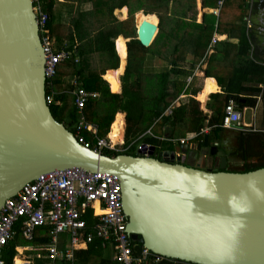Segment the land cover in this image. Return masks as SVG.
Returning <instances> with one entry per match:
<instances>
[{
    "label": "water",
    "instance_id": "water-1",
    "mask_svg": "<svg viewBox=\"0 0 264 264\" xmlns=\"http://www.w3.org/2000/svg\"><path fill=\"white\" fill-rule=\"evenodd\" d=\"M33 1L0 0V209L45 173H105L120 185L127 234L151 254L188 264H264V167L229 172L222 157L213 172L175 163L174 153L155 158L154 146L109 157L79 144L46 103ZM135 23L136 39L148 47L158 19Z\"/></svg>",
    "mask_w": 264,
    "mask_h": 264
},
{
    "label": "trees",
    "instance_id": "trees-1",
    "mask_svg": "<svg viewBox=\"0 0 264 264\" xmlns=\"http://www.w3.org/2000/svg\"><path fill=\"white\" fill-rule=\"evenodd\" d=\"M219 1L201 0L202 9L218 10V13H204L200 23L196 21V0L34 1L33 5H38L41 12L47 16L46 29L54 39L55 51L64 50L70 54L68 60L57 66L56 75L49 79L48 85L51 84V88L46 81V95L53 97V103L50 105L52 116L70 130L79 121L74 97L56 88L65 82V78L74 77L78 88L98 95L88 99L81 110L86 122L97 126L96 137H107L114 116L124 113V145L137 140V145L130 149L102 150L101 154L109 157L120 154L136 156L138 145L141 143L157 148L160 156L163 149L173 151L172 141L188 134L197 135L193 142H197L200 148L209 147L223 130L221 123L228 102H235L239 109L248 103H254L253 99L241 98L239 95L257 93L256 88L245 87L243 84L263 82L264 75V68L259 62L261 58L247 57L249 52L257 50L254 44L250 43L253 30L258 24L252 21V25L247 28L244 18L248 15L249 6L246 0H227L220 7ZM60 6L62 8L59 9ZM124 7L127 9V17L118 20L114 12ZM250 13H264V0H254ZM61 15L67 20L63 27L56 24V19ZM135 17L137 25L150 18H154L156 22L158 19V32L148 47L142 46L136 39ZM214 32L226 35L227 42L217 43L214 52L207 59L204 70V75L214 78L221 87V93L209 96L206 104V109L210 112L208 115L203 113L198 105V102H202L204 90L197 93L198 91H193L190 85L186 87V78L191 76L195 65L204 58ZM119 36L129 39V42L127 64L121 77V92L116 94L110 92L108 84L111 89L117 90L120 72H110L106 78L104 76V80L102 76L107 70L118 68L113 41ZM235 39L237 42H233ZM171 42L175 44L170 54V68L159 73L148 72L144 68L147 61L145 58L150 54L161 56ZM118 43V48L121 49L123 41L119 40ZM187 57L191 59H186ZM208 83L211 93L216 92L214 81L209 79ZM72 88V85H67V89ZM67 95L72 98L70 105ZM180 95H185L187 100L181 101L178 107L173 108L170 115H165L171 102ZM240 101L244 103L239 106ZM63 115H66V121L62 118ZM205 127L212 128L210 134L199 136ZM148 131L150 133H147ZM82 135L86 141L95 142L90 133L82 131ZM242 155L245 158L250 156L246 153ZM261 161L256 165L244 164L240 172L264 167V158H261ZM83 217L87 230L92 231L91 211L88 210ZM47 231L45 228V232ZM102 243V239L94 237L85 251L75 253V264H118L106 258ZM142 249L141 242H132L134 255H139ZM13 256V247L11 244L7 245L1 255L2 260L5 264H11ZM144 264L188 263L166 258L155 262L150 258Z\"/></svg>",
    "mask_w": 264,
    "mask_h": 264
},
{
    "label": "built area",
    "instance_id": "built-area-1",
    "mask_svg": "<svg viewBox=\"0 0 264 264\" xmlns=\"http://www.w3.org/2000/svg\"><path fill=\"white\" fill-rule=\"evenodd\" d=\"M227 0H220L219 7ZM249 9H252L254 0H246ZM39 23L41 44L44 51V75L48 81L57 73V66L68 60L70 54L64 50L56 52L49 30L46 29L47 16L38 5L34 6ZM217 12V10H215ZM247 28L251 26L248 17H245ZM218 38L212 39V44ZM74 104L79 113V121L75 124V139L85 148L100 152L114 151L115 147L106 138H97V126L88 124L81 112L90 98H96L97 93L87 92L83 88H76L72 92ZM46 103L50 106L53 97L46 95ZM174 103L170 105L165 115L171 113ZM242 113L233 101L225 106L221 126L227 129L244 131L249 129L241 124ZM82 131L90 133L95 142L84 139ZM147 133H150L149 131ZM185 140H180L183 145ZM145 150L143 145L137 150ZM95 206L101 214L96 213ZM88 210L92 215V232L87 233V224L83 217ZM20 226L24 239L32 240L34 232L42 226L50 227V234L55 241L58 234L67 232L71 238V247L91 243L94 237L100 238L103 245L109 244L114 251L113 260L118 264H144L152 258L155 262L162 261V257L151 254L142 249L139 255L132 252V241L126 232L127 218L122 212L120 185L117 179L105 173H89L81 169L72 168L65 171H52L40 175L29 182L11 198H8L0 209V264L2 252L15 234L14 227ZM51 257H65L72 259L70 252L62 254L53 243L49 248Z\"/></svg>",
    "mask_w": 264,
    "mask_h": 264
},
{
    "label": "crops",
    "instance_id": "crops-1",
    "mask_svg": "<svg viewBox=\"0 0 264 264\" xmlns=\"http://www.w3.org/2000/svg\"><path fill=\"white\" fill-rule=\"evenodd\" d=\"M58 1H62V0H58ZM200 2L201 0H196L197 11H198L197 20H196L197 23L201 22L202 15L204 13H214V14L218 13V10L216 12L215 10H211V9H202ZM122 9L117 10V12L121 11ZM125 10H126V13H125V18H126L127 9L125 8ZM254 15L256 14L250 13V9H249L247 17L249 18L251 25H252V21L255 23L257 22L258 24L253 30V37L250 43V44H254V47H256L257 50L251 53L249 52L247 57L249 58H252V56L260 57L261 59H259V62H261V67L264 68V13H260V14L258 13L259 17L258 15L256 16ZM135 27H136V23H135ZM213 38H218V40L214 44H212L211 42ZM119 40L123 41V46L121 49L118 48ZM222 41L227 42V36L220 35L217 32H214L211 37V40L208 45L204 58L201 59L195 65L191 76L186 78V87L190 85L189 87L193 91H198L197 93H199L202 89L204 90V94L202 96V102L201 104H199L198 102V105H199L200 110L203 113H207L208 115H210V112L206 109V104L209 101V96L214 93H221V87L218 86L214 78L206 77L204 75V70L206 69V66H207V59H209L210 55L214 52L215 46L217 45L218 42H222ZM128 42H129V39H125L122 36H119L113 41L115 53L118 57V68L116 70H107L105 74L102 76V79L104 80V76L106 78L108 73L120 72L118 76L119 85H118L117 90L111 89V86H109L108 82L106 81L111 93L120 94L121 92V77L124 73V70L127 64V55H128L127 43ZM233 42H237V40L235 39ZM174 44L175 42H171L167 46L165 51L159 57L151 55V54L148 55L145 58L147 59V61L144 64V68L148 72H151V73H159L163 70L169 69L170 68L169 59H170V54L172 52ZM186 59H191V58L187 57ZM209 79H212L214 81L216 92L211 93L208 87ZM64 81L65 82L61 86L56 87V88L62 93H66V94L70 93V95H72V92L78 86L76 78L73 77L69 79L68 83H66L67 82L66 78L64 79ZM69 84L73 86L71 90L67 89V85ZM243 85L245 87L256 88L257 90L256 91L257 93L249 92V93L239 95L241 98H250L254 100V103H248L247 106L240 107L241 109L238 108L239 111L242 113V120L240 122V125L241 124L246 125V127H248L249 129L240 131V130L223 128V130L219 134V137L216 136L217 139L213 140L209 147H201V148L197 142L196 143L193 142V140H195L197 135L188 134L184 138H180L178 140L172 141V145L174 147L173 151H170L169 149H163L159 156V152L157 148H155L154 157L156 158L159 156L158 158H162V154L164 152L174 153L175 163L177 162V163H180L188 167L198 168L201 170H210L213 172L221 171L220 159L222 157L226 158V165H225L224 170L229 171V172H240L244 164L245 165L246 164L256 165V164L261 163L263 161V160L261 161V158H264V75H263V82L256 83V84L255 83H244ZM48 86L49 88H51V84H49ZM56 88H55V91H56ZM186 100L187 98L185 95H180L177 99L171 102L170 105L174 103L172 110L173 108L178 107L181 101H186ZM242 103L244 102L240 101L239 106ZM57 104H59V102ZM248 112H250L251 114L247 116L246 113ZM117 114L123 115L124 113H117ZM115 116H114V119H115ZM123 121H124V127H123L122 138L118 142H116L115 144L112 143V141L108 137L109 133L107 134V137H106L107 141H109L112 145H114L115 147L114 151L127 150L137 145V140H132L128 145H124V142H125L124 135H125V129H126L125 114L123 115ZM111 125H110V129H111ZM74 128H72L73 131H74ZM211 129L212 128L205 127L200 132L199 136L210 134ZM180 140H185V143L181 145ZM141 145L143 144L139 143L138 147ZM148 146H151V145H148ZM183 149H186L185 153L183 152ZM211 151H214L215 153L211 154ZM245 153L246 155H250V156L248 158H245V156L242 155ZM234 158L239 160V162L241 163V167H231L232 159ZM251 159H257V160L251 162L250 161ZM45 228L48 229L47 232H45ZM49 229H50L49 226L39 227L35 230L33 239L26 240L23 238L21 234L20 226L16 225L14 227L15 234L13 236V239L8 243V246L11 244V247H13L14 252H15V256H13L11 264H16L15 261L17 259L21 262V264H75L76 262L75 253L81 250L85 251L88 247V244L85 246L79 245L78 248L72 249L71 238L67 232L58 234L55 238V241H53ZM86 232L91 233L92 231L86 230ZM63 235L67 236V238L66 239L63 238ZM53 243H55L57 250L61 252L62 254H64L65 252H70L72 254V259L69 260L65 257H61V258L51 257L49 253V248ZM102 247L104 248V252H105V249L106 250L108 249V247L112 249V247L109 244L103 245L102 243ZM5 248L3 252H5ZM18 256L22 258H18ZM113 258H114V251H113L112 258H109V259L114 261Z\"/></svg>",
    "mask_w": 264,
    "mask_h": 264
},
{
    "label": "bare ground",
    "instance_id": "bare-ground-1",
    "mask_svg": "<svg viewBox=\"0 0 264 264\" xmlns=\"http://www.w3.org/2000/svg\"><path fill=\"white\" fill-rule=\"evenodd\" d=\"M118 13L121 15L122 19L125 18V13H126L125 8L122 9L121 11H119ZM147 21H149L151 23H156V20L154 18H150ZM204 99H205V97H204ZM123 115L122 114H117L115 116V119H114V121H113V123L111 125L110 133L108 134L109 139L114 144L116 142H118L122 138L123 127H124ZM95 209H96V213L98 215L101 214L100 211L98 210L97 206H95ZM15 263L16 264H21V262L18 259L15 261Z\"/></svg>",
    "mask_w": 264,
    "mask_h": 264
},
{
    "label": "rangeland",
    "instance_id": "rangeland-1",
    "mask_svg": "<svg viewBox=\"0 0 264 264\" xmlns=\"http://www.w3.org/2000/svg\"><path fill=\"white\" fill-rule=\"evenodd\" d=\"M34 1H36V0H34ZM34 1H33V2H34ZM60 8H62V7L60 6L59 9H60ZM64 14H65V11H64ZM114 15L117 17L118 20H122L121 15H120L117 11L114 12ZM134 21H135V20H134ZM66 23H67V20H66L62 15L56 19V24L61 25L62 27L65 26ZM52 41H53V44H54V39H53V37H52ZM54 49H55V45H54ZM69 79H70V78H66V81H67L66 83H68ZM71 100H72V98H71L69 95H67L68 105L71 104V103H70ZM249 114H251V113H250V112L246 113L247 116H248ZM62 118L64 119V121H66V119H67V118H66V115H63ZM65 126H66V125H65ZM67 128H68V127H67ZM71 130L73 131V129H71ZM105 138H106V137H105ZM118 148H119V147H118ZM135 154H136V153H135ZM256 158H257V156H256ZM256 160H257V159H251L250 161L252 162V161H256ZM229 161H230V159H229ZM227 164H228V163H227ZM231 167H241V163L239 162L238 159L234 158V159H232ZM63 238L66 239L67 236L63 235ZM26 255H27V253H26ZM104 255H105L107 258H112L113 250H112L110 247H108L107 250L105 249ZM18 258H22V257L18 256Z\"/></svg>",
    "mask_w": 264,
    "mask_h": 264
},
{
    "label": "flooded vegetation",
    "instance_id": "flooded-vegetation-1",
    "mask_svg": "<svg viewBox=\"0 0 264 264\" xmlns=\"http://www.w3.org/2000/svg\"><path fill=\"white\" fill-rule=\"evenodd\" d=\"M161 159V158H160Z\"/></svg>",
    "mask_w": 264,
    "mask_h": 264
}]
</instances>
